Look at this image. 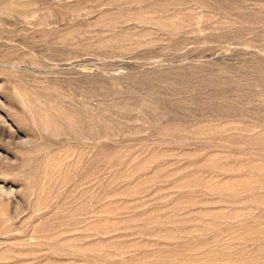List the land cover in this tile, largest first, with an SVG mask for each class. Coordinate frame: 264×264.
<instances>
[{"label":"rangeland","instance_id":"obj_1","mask_svg":"<svg viewBox=\"0 0 264 264\" xmlns=\"http://www.w3.org/2000/svg\"><path fill=\"white\" fill-rule=\"evenodd\" d=\"M0 264H264V0H0Z\"/></svg>","mask_w":264,"mask_h":264}]
</instances>
